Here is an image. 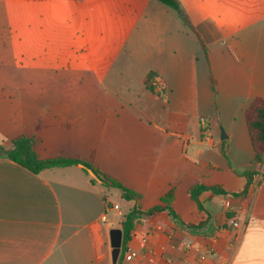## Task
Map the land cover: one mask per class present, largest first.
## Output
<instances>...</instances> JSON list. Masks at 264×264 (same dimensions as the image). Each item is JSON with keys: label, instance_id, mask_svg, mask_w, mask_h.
<instances>
[{"label": "crops", "instance_id": "1", "mask_svg": "<svg viewBox=\"0 0 264 264\" xmlns=\"http://www.w3.org/2000/svg\"><path fill=\"white\" fill-rule=\"evenodd\" d=\"M103 2L0 0V17L17 67L11 72L90 71L92 59L84 30L88 12L97 15L120 11L121 7L134 9L132 0ZM208 58L212 66L209 48ZM15 90L22 91L23 87L16 86ZM149 92L154 97V85ZM12 97L0 87L1 146L9 148L15 138L25 135L36 139L35 149L42 160L80 155L42 157L38 150L44 141L37 138L48 126H42L39 120L33 133L27 135ZM215 122L220 124V118ZM201 125V134L181 131L190 128L181 113L165 127L155 124L157 132L146 130L144 121L134 116L100 118L98 132L112 141L111 147L104 142L101 149L103 153L111 149L112 163L119 174L97 164L98 149L91 152L95 153V166L141 194L139 206L143 211L160 204L173 188L172 206L181 220L176 222L167 212L143 219L117 264H264L261 175L255 177L246 197L202 194L204 212L188 195L189 187L197 182L240 192L246 184L240 173L255 169L254 157L247 167L229 159V147L224 154L225 141L234 137L232 130L224 132L227 138L220 139L223 145L217 149L212 126L204 121ZM209 152L224 154L226 165L220 176L215 175L219 166L208 159ZM110 190L82 165L34 174L0 155V264H113L110 232L121 229L125 214L136 202L128 201L132 206L125 211L109 200ZM231 220H238L241 227H233ZM204 254L208 256L205 261L201 259Z\"/></svg>", "mask_w": 264, "mask_h": 264}, {"label": "rangeland", "instance_id": "2", "mask_svg": "<svg viewBox=\"0 0 264 264\" xmlns=\"http://www.w3.org/2000/svg\"><path fill=\"white\" fill-rule=\"evenodd\" d=\"M177 1L183 14L157 0H132L129 11L88 12L84 30L92 69L87 72H11L17 67L0 17V87L16 100L27 135L39 120L48 126L37 138L44 141L38 150L42 157H88L98 149L97 164L119 174L111 149H101L112 141L98 132L100 118L134 116L144 121L146 130L157 132L155 124L165 127L181 113L190 122L181 131L201 134L204 121L212 126L217 149L223 145L222 133L232 130L224 154L229 147L235 165L251 167L254 153L245 110L256 97H264V0ZM186 20L209 48L212 66ZM211 71L218 81L215 89ZM152 73L154 97L144 83ZM159 87L164 93L156 92ZM215 152L207 156L219 166L215 175L220 176L226 159ZM109 200L125 211L132 206L118 188H111Z\"/></svg>", "mask_w": 264, "mask_h": 264}, {"label": "trees", "instance_id": "3", "mask_svg": "<svg viewBox=\"0 0 264 264\" xmlns=\"http://www.w3.org/2000/svg\"><path fill=\"white\" fill-rule=\"evenodd\" d=\"M161 4L178 11L183 14L181 6L177 0H157ZM187 25L191 27L192 31L197 34L201 48L208 60V48L204 43L197 30L186 20ZM210 65V64H209ZM155 74H148L144 83L149 91H153V84L155 83ZM212 87L215 89L217 83L213 75H211ZM245 120L251 146L254 152V170H246L240 173L246 178V184L240 192H229L220 185H206L202 182H197L191 185L188 189V195L196 203L200 211H205L200 197L202 194L209 192L218 196H232V197H246L251 189V186L257 175H261L264 182V98H255L248 108L245 110ZM37 141L35 138L20 135L11 142L9 148H5L0 145V155L8 157L11 161L17 163L26 170L40 174L42 171L56 168H67L77 165H82L85 170L91 171L96 179L101 181L108 188H118L122 191V197L126 201H135L136 204L131 208L127 214H125L122 222L121 229L123 231V248L122 253L125 251L128 242L131 240L132 234L138 223L143 219L155 216L157 213L167 212L176 222H181L179 215L176 213L172 206V202L175 196V190L171 188L162 198L160 204L153 208L143 211L139 202L142 200V195L136 191L126 187L116 178L101 171L95 166V153H92L89 158L82 157L80 155L74 156H59L52 159L42 160L39 158L36 147ZM231 218V217H230ZM188 228H195L194 225H188Z\"/></svg>", "mask_w": 264, "mask_h": 264}, {"label": "water", "instance_id": "4", "mask_svg": "<svg viewBox=\"0 0 264 264\" xmlns=\"http://www.w3.org/2000/svg\"><path fill=\"white\" fill-rule=\"evenodd\" d=\"M225 133H222V139H226ZM111 246H112V261L117 264L121 255L123 247V231L120 228H114L110 232Z\"/></svg>", "mask_w": 264, "mask_h": 264}, {"label": "built area", "instance_id": "5", "mask_svg": "<svg viewBox=\"0 0 264 264\" xmlns=\"http://www.w3.org/2000/svg\"><path fill=\"white\" fill-rule=\"evenodd\" d=\"M153 85H154V84H153ZM157 90L160 91V92L162 91L161 87H159ZM231 224H232L233 227H235V228H240V227H241V224H240V222H239L238 220H231ZM132 255L135 256V254H132ZM201 259H202L203 261H205V260L208 259V256H207L206 254H204V255L201 256Z\"/></svg>", "mask_w": 264, "mask_h": 264}]
</instances>
